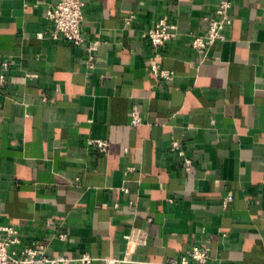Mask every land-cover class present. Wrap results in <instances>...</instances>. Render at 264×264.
<instances>
[{"label":"crops","instance_id":"obj_1","mask_svg":"<svg viewBox=\"0 0 264 264\" xmlns=\"http://www.w3.org/2000/svg\"><path fill=\"white\" fill-rule=\"evenodd\" d=\"M58 1L0 0V224L90 264L125 258L135 226L146 243L113 264L194 246L211 257L190 264H264V0H233L224 38L198 49L219 0H84L79 44L37 36ZM165 16L178 33L157 56L144 32Z\"/></svg>","mask_w":264,"mask_h":264},{"label":"built area","instance_id":"obj_2","mask_svg":"<svg viewBox=\"0 0 264 264\" xmlns=\"http://www.w3.org/2000/svg\"><path fill=\"white\" fill-rule=\"evenodd\" d=\"M233 5V0H219L217 7L212 14L206 17L207 33L206 35H193L191 44L195 49L207 47L217 40L224 38L223 29L227 24L232 23L230 10ZM84 0H59L52 7H49L46 12V17L50 21V26L44 30L38 31L37 36L44 38L48 36L51 39H60L64 37L72 43L79 44L85 40L83 35V19H84ZM127 18V23L130 22ZM177 24L169 20V18H159L155 26L144 32V36L148 37L151 43L156 48L155 54L161 55V46L177 35ZM99 40L91 42L87 48L90 57L93 56V51L96 49ZM10 67V61L0 58V82L6 80V69ZM150 69L160 76L171 79L174 75L172 70L162 68L161 62L154 59L150 63ZM3 90L0 87V92ZM142 121V116L137 108L131 111V122L137 124ZM94 141L102 148L106 149L108 142L104 139L95 138ZM174 148H179V143L173 141ZM179 154L183 155V150H179ZM186 163L189 167L192 164V159L186 157ZM227 202V198L225 203ZM58 236L65 240L68 233L61 232ZM148 231L143 227H133L132 231L126 235L128 252L125 258H108L107 264H113L115 261L129 259L133 249L142 243H146ZM48 244L23 242V237L20 230L11 224H0V264H90L93 256L89 252H84L79 256H71L66 254L50 255L47 253ZM210 251L206 247L194 246L186 255H182L179 261L172 260L170 264H190L191 260L199 263L207 262L210 259ZM145 264V263H142Z\"/></svg>","mask_w":264,"mask_h":264}]
</instances>
